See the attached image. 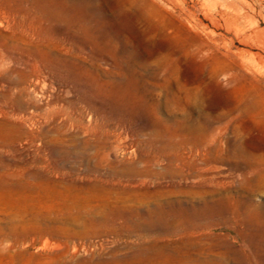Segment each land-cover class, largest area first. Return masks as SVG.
Here are the masks:
<instances>
[{
    "label": "rangeland",
    "instance_id": "rangeland-1",
    "mask_svg": "<svg viewBox=\"0 0 264 264\" xmlns=\"http://www.w3.org/2000/svg\"><path fill=\"white\" fill-rule=\"evenodd\" d=\"M263 176L264 0H0V264H264Z\"/></svg>",
    "mask_w": 264,
    "mask_h": 264
},
{
    "label": "bare ground",
    "instance_id": "bare-ground-1",
    "mask_svg": "<svg viewBox=\"0 0 264 264\" xmlns=\"http://www.w3.org/2000/svg\"><path fill=\"white\" fill-rule=\"evenodd\" d=\"M167 58V56H166ZM169 59V58H168ZM165 66V65H164ZM160 68V67H159ZM40 69V68H39ZM166 74V73H165ZM37 78V77H36ZM32 80V79H31ZM37 80H35V83H36ZM34 86V85H33ZM32 86V87H33ZM21 89V88H20ZM176 100V96L174 95L173 96ZM4 114V113H3ZM25 117V116H24ZM29 116V118L25 117L24 120H29L30 119H35L34 117H31ZM22 119V117H21ZM26 120V121H27ZM10 125V124H9ZM7 133V132H5ZM95 134V133H94ZM100 135V134H99ZM109 136V135H108ZM9 137V135H8ZM11 138V137H9ZM110 138V137H109ZM27 139V138H26ZM13 140V139H12ZM10 141V140H9ZM100 138L97 137V144L100 142ZM107 141H110V140H107ZM31 143V142H30ZM105 143V142H104ZM171 144V143H170ZM9 145V144H8ZM96 145V144H95ZM93 146V145H92ZM97 146V145H96ZM83 147V146H82ZM106 147V146H104ZM96 148V147H95ZM98 148V147H97ZM100 148V147H99ZM98 148V149H99ZM102 148V147H101ZM97 149V150H98ZM94 150V149H93ZM181 150V149H180ZM92 151V150H91ZM93 152V151H92ZM167 152V151H166ZM90 153V152H89ZM103 155H104V152H102ZM94 154V153H93ZM163 154V153H162ZM107 155L106 154V158H107ZM156 155V154H155ZM102 156V155H101ZM159 156V155H158ZM163 157V156H162ZM101 159V158H100ZM99 160V159H98ZM143 160V159H142ZM170 162L171 164L173 162H177V163H181V164H186L182 158H179V156H173L171 157L170 159ZM107 162V161H106ZM206 162V161H205ZM204 162V164H205ZM195 166V165H194ZM97 167V166H96ZM114 167V166H113ZM130 168V166H129ZM126 169V168H125ZM208 169V168H207ZM116 170V169H115ZM124 170V169H123ZM142 170V169H141ZM179 170V169H178ZM127 171V170H126ZM128 172V171H127ZM131 172V171H130ZM128 174V173H127ZM131 175V174H130ZM57 176V175H56ZM119 176V175H118ZM128 176V175H127ZM264 178V176H263ZM116 179V178H115ZM94 180V179H93ZM108 180V179H107ZM121 180V179H120ZM125 180V179H124ZM84 182V181H83ZM96 182V181H95ZM98 182V181H97ZM148 182V181H147ZM109 183L111 185H121L123 187H130V188H141V187H144L145 185V181L144 180H140L138 179L137 181H133V182H126L125 184L122 185V183L119 181V180H111L109 181ZM106 184V183H105ZM99 188V186H97ZM101 187V186H100ZM106 188V187H104ZM109 188V187H108ZM121 188V187H120ZM104 190V189H103ZM125 190V189H124ZM148 190V189H147ZM78 191V190H77ZM117 191V190H116ZM56 192V191H55ZM109 192V191H107ZM106 192V193H107ZM111 192V191H110ZM63 193V192H62ZM94 193V192H93ZM133 193V192H132ZM155 193V192H154ZM124 194V193H123ZM167 194V193H166ZM103 195H104V192H103ZM116 195V194H115ZM109 196V195H108ZM154 196V195H153ZM111 197V196H110ZM124 197V196H123ZM83 198V196H82ZM102 198V197H101ZM76 199V198H75ZM123 199V198H122ZM134 199V198H133ZM99 201V200H97ZM106 201V200H105ZM154 202V201H153ZM103 203V202H102ZM103 206V205H102ZM66 208V207H65ZM83 208V207H82ZM106 208V207H105ZM134 208V207H133ZM159 208V207H158ZM255 208V207H254ZM150 211V210H149ZM114 212V211H112ZM256 212V211H255ZM134 215V213H133ZM180 216V215H179ZM248 216V215H247ZM199 225V224H198ZM142 226V225H141ZM182 230V229H181ZM156 231V230H155ZM191 232V231H190ZM205 232V231H204ZM203 237V236H202ZM177 238V237H176ZM204 240V239H203ZM189 244V242H187L185 244L182 243V247L179 246V248L177 249L174 248V249H166L164 247H159V246H152L151 249H147L146 252L144 253V255L142 256H138L136 258H133V259H129V260H117V261H113L111 263H108V264H186V260L189 258V255L185 252L186 251V245Z\"/></svg>",
    "mask_w": 264,
    "mask_h": 264
}]
</instances>
